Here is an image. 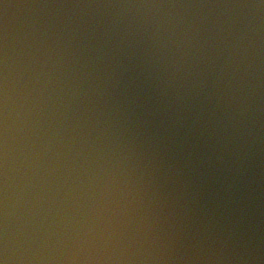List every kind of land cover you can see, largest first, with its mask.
<instances>
[{
  "label": "clouds",
  "instance_id": "obj_1",
  "mask_svg": "<svg viewBox=\"0 0 264 264\" xmlns=\"http://www.w3.org/2000/svg\"><path fill=\"white\" fill-rule=\"evenodd\" d=\"M0 264H264V0H0Z\"/></svg>",
  "mask_w": 264,
  "mask_h": 264
}]
</instances>
